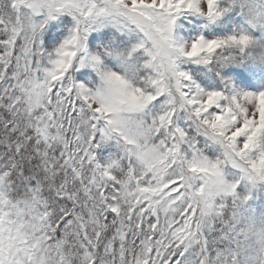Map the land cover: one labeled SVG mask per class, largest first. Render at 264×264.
<instances>
[{
	"label": "snow or ice",
	"instance_id": "snow-or-ice-1",
	"mask_svg": "<svg viewBox=\"0 0 264 264\" xmlns=\"http://www.w3.org/2000/svg\"><path fill=\"white\" fill-rule=\"evenodd\" d=\"M216 4L0 0V264H240L254 243L264 251V235L253 241L238 227L226 199L238 181L221 172L231 163L264 181V152L253 151L264 138V93L205 92L177 67L180 56L225 63L250 37L185 46L168 34L182 9L215 20ZM61 12L76 26L44 65L40 35ZM103 18L135 24L143 39L133 51L147 59L135 82L104 72L93 91L73 76L84 64L99 70L98 55L78 53ZM180 108L225 146L224 160L209 162L194 145L191 160L181 155L185 133L171 126ZM108 140L121 156L101 165L96 149Z\"/></svg>",
	"mask_w": 264,
	"mask_h": 264
},
{
	"label": "rangeland",
	"instance_id": "rangeland-1",
	"mask_svg": "<svg viewBox=\"0 0 264 264\" xmlns=\"http://www.w3.org/2000/svg\"><path fill=\"white\" fill-rule=\"evenodd\" d=\"M216 8L220 15L215 20L189 9L176 13L173 40L178 45L187 46L200 37L216 39L243 33L254 39L243 48H234L232 58L225 63L205 64L196 58L180 56L177 59L178 70L187 73L191 81L205 92L219 91L225 97L264 93V0H217ZM44 18L43 13L33 17L37 23ZM75 26L76 20L68 12L58 13L55 19L48 20L40 35L41 46L45 50L41 60L44 65H48V54L55 57L56 48ZM142 39L143 34L135 24L103 18L86 35L84 50L78 53V56L103 53L100 68L98 70L84 64L75 69L73 78L92 88L101 83L102 70L130 76L142 74L145 71L143 61L147 57L141 49L133 51ZM171 126L185 133L187 142L181 144L180 152L186 160H191L195 155L192 145L209 162L225 159V146L206 134L192 119L188 109H178ZM253 151L264 152V138L257 142ZM120 156L121 148L115 140H108L96 149V159L101 165ZM221 172L226 182L238 181L234 196L226 198L230 206L235 201L238 227L243 228L257 219H264V215H261L264 214V181L247 178L241 169L231 163L223 164ZM240 264H256V260L242 254Z\"/></svg>",
	"mask_w": 264,
	"mask_h": 264
},
{
	"label": "clouds",
	"instance_id": "clouds-1",
	"mask_svg": "<svg viewBox=\"0 0 264 264\" xmlns=\"http://www.w3.org/2000/svg\"><path fill=\"white\" fill-rule=\"evenodd\" d=\"M173 23L174 21L171 23L170 25V32L168 33L171 37V40L173 43H175L176 45H178L174 40H173V35H172V28H173ZM250 37V43L252 42V40L254 39L253 37ZM94 55H98L100 57V61H101V56L103 55V53H97ZM165 72L170 75L171 72L170 70L167 68V66H165ZM104 72H113L112 70H102L101 71V83L98 86H93L91 89L93 91H96L97 89L102 90L104 88V82L102 80V73ZM122 74V73H120ZM125 75V74H122ZM127 79H129L132 82H135L136 76H130V75H125ZM264 215V214H261ZM243 229L245 231H250L253 235H252V239L253 241L256 240L257 237H259L260 235H264V219H257L254 223L250 222L249 224H247L245 227H243ZM261 246L259 244H253V250L251 252H245L243 255L245 257H254L256 260V264H264V251H260Z\"/></svg>",
	"mask_w": 264,
	"mask_h": 264
}]
</instances>
